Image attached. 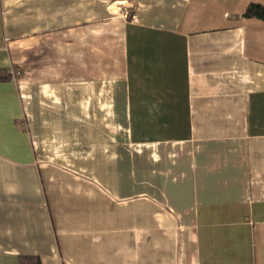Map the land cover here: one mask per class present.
<instances>
[{
    "label": "crops",
    "instance_id": "1",
    "mask_svg": "<svg viewBox=\"0 0 264 264\" xmlns=\"http://www.w3.org/2000/svg\"><path fill=\"white\" fill-rule=\"evenodd\" d=\"M251 2L0 0V264H264Z\"/></svg>",
    "mask_w": 264,
    "mask_h": 264
},
{
    "label": "trees",
    "instance_id": "2",
    "mask_svg": "<svg viewBox=\"0 0 264 264\" xmlns=\"http://www.w3.org/2000/svg\"><path fill=\"white\" fill-rule=\"evenodd\" d=\"M259 3L251 2L246 7L243 18L253 19L264 23V0H257ZM12 75L0 71V81L11 79ZM19 264H41L39 258L37 257H21L19 258Z\"/></svg>",
    "mask_w": 264,
    "mask_h": 264
},
{
    "label": "rangeland",
    "instance_id": "3",
    "mask_svg": "<svg viewBox=\"0 0 264 264\" xmlns=\"http://www.w3.org/2000/svg\"><path fill=\"white\" fill-rule=\"evenodd\" d=\"M111 12H113V13L116 12V7L113 8V9L111 10Z\"/></svg>",
    "mask_w": 264,
    "mask_h": 264
},
{
    "label": "built area",
    "instance_id": "4",
    "mask_svg": "<svg viewBox=\"0 0 264 264\" xmlns=\"http://www.w3.org/2000/svg\"><path fill=\"white\" fill-rule=\"evenodd\" d=\"M10 74L13 75V76L15 75V73H13V72H11Z\"/></svg>",
    "mask_w": 264,
    "mask_h": 264
}]
</instances>
